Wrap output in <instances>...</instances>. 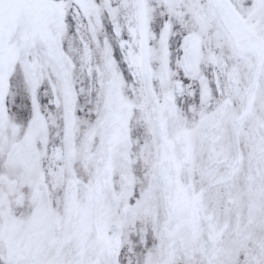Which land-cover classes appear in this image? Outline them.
Returning a JSON list of instances; mask_svg holds the SVG:
<instances>
[{
	"label": "snow or ice",
	"instance_id": "snow-or-ice-1",
	"mask_svg": "<svg viewBox=\"0 0 264 264\" xmlns=\"http://www.w3.org/2000/svg\"><path fill=\"white\" fill-rule=\"evenodd\" d=\"M0 264H264V0H0Z\"/></svg>",
	"mask_w": 264,
	"mask_h": 264
}]
</instances>
